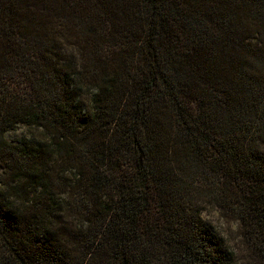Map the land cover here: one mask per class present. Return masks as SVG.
<instances>
[{
	"label": "trees",
	"instance_id": "obj_1",
	"mask_svg": "<svg viewBox=\"0 0 264 264\" xmlns=\"http://www.w3.org/2000/svg\"><path fill=\"white\" fill-rule=\"evenodd\" d=\"M241 258L264 264V0H0V264Z\"/></svg>",
	"mask_w": 264,
	"mask_h": 264
},
{
	"label": "rangeland",
	"instance_id": "obj_2",
	"mask_svg": "<svg viewBox=\"0 0 264 264\" xmlns=\"http://www.w3.org/2000/svg\"><path fill=\"white\" fill-rule=\"evenodd\" d=\"M24 131V128L21 127L17 129L16 135H20ZM203 218L214 227L215 231L224 238L234 252L241 251L239 247V234L234 224L224 220L215 210L212 209L206 210L203 213ZM236 264H245V261L241 258L236 262Z\"/></svg>",
	"mask_w": 264,
	"mask_h": 264
}]
</instances>
